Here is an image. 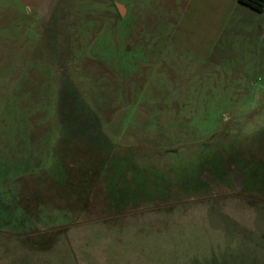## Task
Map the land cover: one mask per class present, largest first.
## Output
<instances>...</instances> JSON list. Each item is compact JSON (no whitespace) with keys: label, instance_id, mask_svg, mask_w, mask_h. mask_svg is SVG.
Returning <instances> with one entry per match:
<instances>
[{"label":"rangeland","instance_id":"374dc122","mask_svg":"<svg viewBox=\"0 0 264 264\" xmlns=\"http://www.w3.org/2000/svg\"><path fill=\"white\" fill-rule=\"evenodd\" d=\"M262 160L264 12L0 0V264H264Z\"/></svg>","mask_w":264,"mask_h":264},{"label":"trees","instance_id":"16d2710c","mask_svg":"<svg viewBox=\"0 0 264 264\" xmlns=\"http://www.w3.org/2000/svg\"><path fill=\"white\" fill-rule=\"evenodd\" d=\"M238 2L256 12L262 13L264 12V0H238ZM254 162V161H253ZM262 163V164H261ZM258 167L255 170H258L259 172L264 171V160L262 161H257ZM247 174V173H246ZM247 176L245 177L244 180V187H247ZM252 178V177H251ZM243 187V188H244ZM249 189H255V184H251L249 187ZM245 189V188H244Z\"/></svg>","mask_w":264,"mask_h":264}]
</instances>
